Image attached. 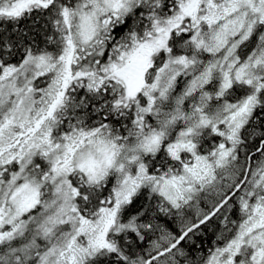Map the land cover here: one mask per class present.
I'll list each match as a JSON object with an SVG mask.
<instances>
[{
  "label": "snow or ice",
  "instance_id": "1",
  "mask_svg": "<svg viewBox=\"0 0 264 264\" xmlns=\"http://www.w3.org/2000/svg\"><path fill=\"white\" fill-rule=\"evenodd\" d=\"M0 264H264V0H0Z\"/></svg>",
  "mask_w": 264,
  "mask_h": 264
}]
</instances>
